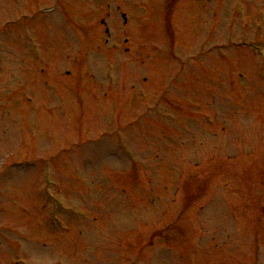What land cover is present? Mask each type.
I'll use <instances>...</instances> for the list:
<instances>
[{"label":"rangeland","instance_id":"rangeland-1","mask_svg":"<svg viewBox=\"0 0 264 264\" xmlns=\"http://www.w3.org/2000/svg\"><path fill=\"white\" fill-rule=\"evenodd\" d=\"M67 2L0 0V264H264V75L228 45L264 0Z\"/></svg>","mask_w":264,"mask_h":264}]
</instances>
